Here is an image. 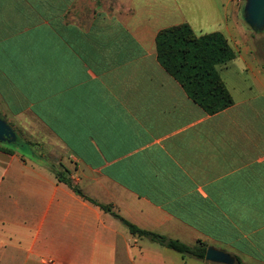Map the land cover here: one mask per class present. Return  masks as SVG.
Instances as JSON below:
<instances>
[{"label":"crops","instance_id":"crops-1","mask_svg":"<svg viewBox=\"0 0 264 264\" xmlns=\"http://www.w3.org/2000/svg\"><path fill=\"white\" fill-rule=\"evenodd\" d=\"M244 8L0 0V115L16 131L0 151V264H167L100 205L140 230L264 264V40ZM182 24L221 33L236 53L219 68L233 104L217 114L157 61V34Z\"/></svg>","mask_w":264,"mask_h":264},{"label":"trees","instance_id":"trees-1","mask_svg":"<svg viewBox=\"0 0 264 264\" xmlns=\"http://www.w3.org/2000/svg\"><path fill=\"white\" fill-rule=\"evenodd\" d=\"M155 43L157 61L160 66L206 114H217L233 104L219 68L235 59L236 53L221 33L197 36L188 25L182 24L161 30L156 36ZM0 151L10 153L1 147ZM53 171L59 182L65 183L75 193L86 199L78 189L72 186L70 179L64 173ZM100 208L117 218L131 235L157 243L179 254L183 259L194 258L205 261L207 246L204 243L198 242L195 246H188L179 241L140 230L115 214L110 207L100 205ZM236 264H241L238 258H236Z\"/></svg>","mask_w":264,"mask_h":264},{"label":"water","instance_id":"water-1","mask_svg":"<svg viewBox=\"0 0 264 264\" xmlns=\"http://www.w3.org/2000/svg\"><path fill=\"white\" fill-rule=\"evenodd\" d=\"M245 19L256 30L264 25V0H245ZM15 136L9 127L0 119V141L14 142ZM205 262L213 264H236V260L230 254L219 251L209 246L206 249Z\"/></svg>","mask_w":264,"mask_h":264},{"label":"rangeland","instance_id":"rangeland-1","mask_svg":"<svg viewBox=\"0 0 264 264\" xmlns=\"http://www.w3.org/2000/svg\"><path fill=\"white\" fill-rule=\"evenodd\" d=\"M244 6V5H243ZM242 16L244 17L243 18V21H245V23L247 24V28L250 32V34L252 36H255L256 38V41L254 39V42H260L262 40H264V25H263V28L262 29H259V30H256L251 24H249L246 19H245V11L243 10L242 11ZM0 118H1V115H0ZM2 119V118H1ZM2 121L9 127V129L12 131V133L14 134V136H16V131L13 130L8 124L6 121H4L2 119ZM0 147L1 148H4V147H7V148H11V145H7L5 144L4 141H0ZM143 242L139 243V247H150L151 250H158V251H161V252H164L165 254H163L165 257H166V263L167 264H213V263H206L205 261H200V260H197V259H194V258H187L185 259V261H183L181 259V256L177 253H175L174 251H171L169 249H165V247L157 244V243H152L150 242L148 239L146 240L145 238H143ZM132 244H134V241L132 242ZM137 253L138 252V249L136 250ZM140 254H134L135 257H138ZM152 255V254H151ZM154 257V256H152ZM157 257V256H155Z\"/></svg>","mask_w":264,"mask_h":264},{"label":"built area","instance_id":"built-area-1","mask_svg":"<svg viewBox=\"0 0 264 264\" xmlns=\"http://www.w3.org/2000/svg\"><path fill=\"white\" fill-rule=\"evenodd\" d=\"M237 3H244L245 0H235ZM49 264H51L52 262L51 261H48Z\"/></svg>","mask_w":264,"mask_h":264}]
</instances>
